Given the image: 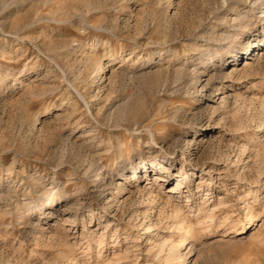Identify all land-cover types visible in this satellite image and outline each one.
Wrapping results in <instances>:
<instances>
[{
    "label": "rangeland",
    "instance_id": "obj_1",
    "mask_svg": "<svg viewBox=\"0 0 264 264\" xmlns=\"http://www.w3.org/2000/svg\"><path fill=\"white\" fill-rule=\"evenodd\" d=\"M0 264H264V0H0Z\"/></svg>",
    "mask_w": 264,
    "mask_h": 264
},
{
    "label": "bare ground",
    "instance_id": "obj_2",
    "mask_svg": "<svg viewBox=\"0 0 264 264\" xmlns=\"http://www.w3.org/2000/svg\"><path fill=\"white\" fill-rule=\"evenodd\" d=\"M241 53H246V52H241ZM101 65H102L101 63H100V65H98V67L96 68L98 70H96V72L94 74H98V73H100V71L103 70L101 68ZM9 77H10V73H6L4 75V78H6V79H8ZM39 121H40V119L37 118V122H39ZM152 167H153V163H151V162H143V163L138 164L137 166L133 167L132 168V172H134V171L139 172L140 174L137 175V178H140L141 175H143V173L152 171ZM161 168L164 170V175L170 173L168 167H166L164 165H161ZM193 175H194V173H189V174L188 173H186V174L181 173V174H177V176L181 178V179H179L177 181V185L180 186L183 182L186 183L189 180H193ZM128 178H129V180H131V179H133L135 177H134V175H130ZM160 180H165V179L161 177ZM185 186L187 187L188 191H191L192 194H196L197 191L199 190V189L198 190L197 189L193 190L192 186L189 185V184H187V183H186ZM178 191H180V189ZM57 193H59V190L56 189L54 194H57ZM59 202L60 201L55 196V197H53L52 199H50L47 202V204H46L45 207H46V209H54V208L57 207V205H58ZM190 211H191V209H190ZM174 212H175L176 215H179L181 213V207H178L177 204H174ZM28 214L30 215V212H28ZM184 218H185V216H183V220H184ZM203 219H205V217ZM203 219H199V217L197 218V220L200 221V222L203 221ZM255 224H256L255 223V218L250 217V219L248 221V230L247 229H241V230L237 231L236 234L238 235V234L247 233ZM186 233H187L186 234L187 236L185 238V242L187 241L186 244H185V242L182 243V244L181 243H178L173 249H171L168 252V257H167L168 260H171V261H173V260L175 261L176 260L175 261L176 263L179 262V259L182 257V253H183L182 252V249H184V248L186 249V247L190 244V241H188V239L190 237V234H189L190 231L188 230V232H186Z\"/></svg>",
    "mask_w": 264,
    "mask_h": 264
}]
</instances>
